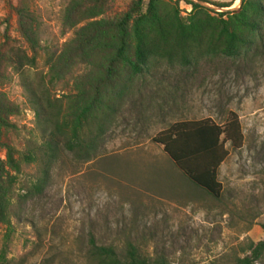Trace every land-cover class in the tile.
Here are the masks:
<instances>
[{
  "label": "rangeland",
  "instance_id": "obj_1",
  "mask_svg": "<svg viewBox=\"0 0 264 264\" xmlns=\"http://www.w3.org/2000/svg\"><path fill=\"white\" fill-rule=\"evenodd\" d=\"M130 1L108 0L95 18L117 17ZM225 1L238 5V0ZM68 2L27 0L41 46L59 49L86 22L72 28L62 23ZM189 8L178 2L180 15ZM7 15L8 35L24 45L4 0L0 40ZM43 53L35 68L11 74L0 88L19 108L10 117L17 131L7 136L19 153L39 143L23 85L35 84L38 72L45 71ZM87 70L75 66L64 84L54 86V94H74L73 81ZM231 115L240 143L232 146L220 137L225 156L217 167L220 192L213 197L186 180L153 139L176 122L221 125ZM37 175V163H22L12 185L9 228L0 224L6 264H94L91 243L122 249L126 241L173 263L230 264L234 256L247 255L241 249L248 242L264 240V16L258 35L237 57L160 65L135 77L114 105L93 156L84 161L60 148L39 193L29 190ZM252 264H264V251Z\"/></svg>",
  "mask_w": 264,
  "mask_h": 264
},
{
  "label": "trees",
  "instance_id": "obj_2",
  "mask_svg": "<svg viewBox=\"0 0 264 264\" xmlns=\"http://www.w3.org/2000/svg\"><path fill=\"white\" fill-rule=\"evenodd\" d=\"M107 1L69 0L62 23L72 28L86 22L59 49L49 50L38 41L36 18L27 0H17L15 5L4 0L24 45L8 35L9 15L5 16L0 40V88L10 81L11 74L21 75L35 68L41 50L45 68L38 72L35 84L25 81L23 85L39 137L35 147L19 153L8 142V134L17 131L10 117L17 115L19 108L0 90V224L6 228L11 188L22 163H37L38 175L29 190L39 193L58 149L84 161L93 156L114 105L130 89L135 77L160 65L186 67L204 57H237L258 35L264 16L261 0H240L236 8L222 12L190 0H146L144 7L142 0H131L117 17L95 18ZM179 1L190 7L185 15L179 13ZM198 1L218 8L231 6L229 1ZM77 65L88 70L73 81L75 93L57 97L54 86L64 84ZM221 136L232 146H239L241 137L234 115L221 125L207 120L176 122L153 140L186 180L217 197V167L225 156ZM244 250L248 254L234 256L230 264H252L264 251V240L248 242L241 249ZM4 255L3 246L0 264H6ZM88 255L94 264H183L149 254L130 241L122 249L91 243Z\"/></svg>",
  "mask_w": 264,
  "mask_h": 264
},
{
  "label": "water",
  "instance_id": "obj_3",
  "mask_svg": "<svg viewBox=\"0 0 264 264\" xmlns=\"http://www.w3.org/2000/svg\"><path fill=\"white\" fill-rule=\"evenodd\" d=\"M190 1L195 2V3H198V4H200V5L204 6V7H207V8L213 9V10H216L218 12H222V11H227V10L234 9V7H226V8L214 7L213 8V6H211V5L207 4V3L201 2V1H198V0H190ZM239 2H240V0L237 1L238 4H239Z\"/></svg>",
  "mask_w": 264,
  "mask_h": 264
},
{
  "label": "crops",
  "instance_id": "obj_4",
  "mask_svg": "<svg viewBox=\"0 0 264 264\" xmlns=\"http://www.w3.org/2000/svg\"><path fill=\"white\" fill-rule=\"evenodd\" d=\"M218 1H225V0H218Z\"/></svg>",
  "mask_w": 264,
  "mask_h": 264
}]
</instances>
